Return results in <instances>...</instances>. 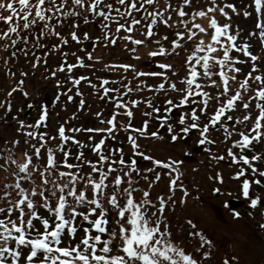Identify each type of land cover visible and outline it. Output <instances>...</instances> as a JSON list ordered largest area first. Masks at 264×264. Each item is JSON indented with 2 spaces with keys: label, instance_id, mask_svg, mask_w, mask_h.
Wrapping results in <instances>:
<instances>
[{
  "label": "snow or ice",
  "instance_id": "1",
  "mask_svg": "<svg viewBox=\"0 0 264 264\" xmlns=\"http://www.w3.org/2000/svg\"><path fill=\"white\" fill-rule=\"evenodd\" d=\"M158 3L159 0H59V3L58 0H18L19 8H17L11 0L7 3L0 0V9H6L11 13V15L0 16V20L8 26L7 30L0 34V40H10V45L6 43L3 46L5 51L9 46L15 48L21 41L27 45L31 30H34L37 25L42 27L38 30L39 35L34 41V47L45 48L40 38L54 35L59 38L60 44L52 45L51 51L60 50L61 45L68 44V38L54 29L57 25L63 28L71 19L73 22L69 26L73 31L69 35L76 43L92 39L86 31L83 33V39H80L78 30L81 20L84 24L95 23L98 20L102 35L95 37V43H103L105 47L115 46L117 40L122 39L133 45V48L127 49L126 46V49L130 53H135L136 46L145 45L152 40L158 35L159 26L163 25L173 32L174 38L169 41L168 35L165 34L153 40L152 42L158 47L157 50L150 51L148 56L168 57L178 54V50L182 48L187 53L183 65L186 71L183 76H180V72L173 68L171 63L164 62L157 63V67L162 71L138 70L136 65L125 63L104 65L105 70L122 69L124 73L131 71L133 79L160 78V82L155 85L137 80L133 87L131 80L127 83L123 82L127 79L126 76H122L120 80L111 81L98 77V85L92 83L88 76L73 77L70 74L76 67L90 68L92 65L85 64L84 58L76 55L75 52L71 53L75 57V63H68L69 53L61 51L63 60L51 71V76L55 77L58 71L63 72L66 67L69 73L68 79L73 86L87 81L98 98L106 99L112 102L116 109L124 110L123 114L128 118V123H120L118 126L119 113L116 111H113L110 118L106 120L101 118L102 112L97 111L94 114L96 118L100 123H106L108 127L66 128L67 122H65L58 127L57 134L50 135L46 131H39L47 117V110L43 106L34 124H27L24 120L13 117L18 124L16 132L25 137L24 144L27 147L21 150V157L17 159L15 150L19 147L20 140L14 138L11 141H0L3 144L0 152L7 153L5 162L0 164V169L8 173V176L4 177L6 182L0 187V202H2L0 205V264H21V261L23 264H208L212 259L214 242L206 234L196 231V225L191 220L187 223L192 231H189L187 235L193 238L195 246L190 250V245L182 241L178 242L174 238L171 221L168 220L165 212L177 203L173 199L177 187L182 192L180 204H184L185 198L189 195L183 183H178L182 177L179 169L182 161L171 157L163 161L141 151L139 143L141 138L162 140L164 137L159 134V130L148 131L147 119L143 121L141 127H133L131 124L134 118L133 109L138 107L141 101L130 99L125 103L120 97L122 94L130 95L142 89L156 93L165 92L166 94L169 90L177 93L178 103H174L171 98L165 100L167 106L164 109L165 113L170 114L173 109L183 108L186 105H190V109L182 111L175 124L170 122L169 115L160 116L161 109L154 106L151 100L144 101L151 111H146L143 115L151 117L153 113H156L159 127H166L172 142L181 138V133L187 136L191 130L199 129L200 145L215 144L209 136L210 126L223 128L227 133L226 138H230L232 132L229 131V126L224 123L222 117L227 121H233V116L227 114L228 110H233L238 101L242 103L243 109L247 110L254 99L258 114L250 129L239 131V139L233 141L232 147L227 149V156L233 163L239 159L251 168L253 174H256L257 168L250 163L249 158L243 154L237 157L233 149L238 148L243 151L248 149L253 141L264 139V75L253 76V73L259 72L255 63L258 57L249 50V43L244 42L238 45V34L232 33L230 23L225 22L221 25L216 19L217 11L226 19L229 17L226 8L233 13L237 12L234 4L227 3L220 6L217 0H210V6L206 9L194 10L189 17L184 6H190L191 0H182V5L175 10L179 19L172 21L171 15L167 12L172 5L167 4L164 9H154L153 6ZM254 4L259 14L262 0H254ZM244 15L247 16L249 13L245 11ZM13 17H16L15 23H13ZM206 17L208 18L207 28L195 22L197 18ZM54 19L55 25L49 23ZM21 20L23 21L22 29L19 23ZM142 21L146 22L143 25L146 31L141 33L144 39H136L132 33L137 26H142ZM112 24H115L114 33L110 27ZM256 29L264 46V21L258 19ZM22 30H30L29 35H21ZM121 31L126 35L119 36ZM198 33L209 36L208 42L205 43V40L200 38L189 50L182 42L185 40L192 42ZM13 34L15 38H12ZM254 35L257 33H249V37ZM164 42H169V47H165ZM233 50L242 52L244 57H250L253 63L251 70L244 76L234 94L229 95V80L235 81L236 76L229 77L228 72L240 73L241 69L235 65L244 62L231 56ZM18 51L27 57L30 49L20 48ZM81 51L86 50L81 49ZM218 52H222V55H217ZM43 55L47 57L49 51H45ZM11 56L16 57V51H13ZM86 57L89 61L94 59L91 52H86ZM132 58L141 59L135 55ZM39 59V56L35 57L36 62L32 63L33 69L37 67ZM95 59L97 62L100 60L99 57ZM20 75L23 77L27 73L21 72ZM217 75L220 83L214 79ZM173 77L177 79L174 80ZM250 81H255L259 87L254 90V96H249L245 101L243 94L249 91ZM56 83L59 86L61 82L57 80ZM117 83L121 84L124 93H121V88L109 86ZM178 83L182 87H178ZM17 84L23 85V80L18 81ZM205 87L215 89L222 87L223 91H217L215 95H212L204 90ZM17 90H19L18 87H13L8 91L7 96L11 97ZM112 92L117 95L111 96ZM23 95L27 96L28 93L25 91ZM76 95L82 97L83 93L77 88ZM221 97L226 99L221 102ZM56 99L59 100V96ZM67 100L72 101L73 96L67 95ZM210 101L217 102L219 106L215 108L208 122L201 126L198 112L206 114ZM6 103L5 111L10 112L11 103L10 101ZM84 104L85 100L81 98L79 107L82 108ZM250 119L251 113L243 115L242 119L236 118L232 126L233 130L235 125ZM176 124L181 126L179 131H176ZM121 130L127 133V142L131 147V155L127 160L124 158L123 147H108L105 150L106 138H101L97 142L93 135H88L86 141H81L75 135L81 132L107 133L108 138L115 139V133ZM57 138L60 141L58 145L49 143ZM69 142L78 148L73 157L76 163L69 162V158L72 157L70 148L67 147ZM86 147L96 155L95 161L85 158L83 149ZM205 150L209 151V149ZM42 152L45 153L44 156ZM57 152L61 153L59 160L56 158ZM137 157L150 162L153 167L141 168ZM211 159L219 162L225 157L213 155ZM259 159H261L259 154L251 156V161ZM41 160H44L43 164L40 163ZM85 167L89 170L85 171ZM156 167L168 170L163 175L169 178V194L167 196L160 194L154 201L150 197V191L141 189L139 181L143 179L151 189L156 182L160 181L162 175L161 172L155 171ZM153 172L154 180H149L148 174ZM244 174V169H241L233 178L239 179ZM258 175L264 177V171H259ZM37 178L40 180L39 184L36 182ZM215 179L222 183V175L219 171ZM254 182L257 185L261 183L259 179ZM214 191L219 190L214 189ZM137 192H142L139 200L135 198ZM241 194L246 199L250 198L249 179H243ZM258 203H264V201H261L258 196L250 198L251 208L255 209ZM41 210L46 211L47 215H42ZM233 214L236 217L240 215L239 212ZM259 228L264 230V223H260ZM81 229L83 235L77 241L76 234ZM65 235L68 237L66 246ZM213 264H239V261L235 255H225L222 260H214Z\"/></svg>",
  "mask_w": 264,
  "mask_h": 264
},
{
  "label": "trees",
  "instance_id": "2",
  "mask_svg": "<svg viewBox=\"0 0 264 264\" xmlns=\"http://www.w3.org/2000/svg\"><path fill=\"white\" fill-rule=\"evenodd\" d=\"M229 3H232L235 5L237 12L238 13H233L230 9H225L228 13H229V17L226 19L225 17L221 16L220 13L217 11L215 13L216 19L218 20V22L222 25L225 22L230 23L231 25V31L233 34H238V41L237 44L240 45L244 42H247L248 38L247 36L245 37H241L240 36V32H242V28L238 25L241 22H243L244 24H247L249 22V24H252V27H250L248 29V31L250 32H256L257 35V39L255 44H251V47H254L255 45L258 46L257 43L261 44V41L259 39L258 36V30L256 29V25L258 23V19L260 21H264V0H262V4H261V12L258 14L255 10V4H254V0H249L250 3V9H247V5L243 0H228ZM208 4H204L200 7H196L194 8V10H196V8L198 10L201 9H206L208 6H210V0H207ZM218 2V0H217ZM226 0H220L219 4L221 6H224L222 4H227ZM59 3V0H58ZM167 4H171L172 8L171 9H167L168 14L171 15L172 17V21H177L179 19V17H177V15L175 14V10L178 9L179 6L182 5V0H159V3L154 5L153 8H161L164 9L166 7ZM198 4V3H197ZM147 7V6H146ZM184 10L186 11V13L189 14V17L191 15L192 12H190L187 8V6H184ZM193 10V11H194ZM245 10H247V12L249 13V15L245 16L244 12ZM5 15H11V13H9L7 10H4V12L1 14L0 16H5ZM142 15V14H141ZM16 22V17H13V23ZM72 20L69 19L66 23L65 26L63 28L59 27L58 25L55 27V31L56 32H60L61 35L67 36L68 38V44L67 45H61V49L57 50V51H51V47L52 45H58L60 44V40L58 37L52 35V36H48L46 35L45 37L40 38V42L41 44H44L46 47L45 48H36L34 47V41L37 38V36L39 35V28L42 27V25H37L35 27L34 30H31V34L29 36V41L28 44L25 45L22 41L18 42L17 45L15 46V48L9 46L7 48V51H5L4 49V45L7 43L10 45V40L9 41H5V40H0V141H11L14 138H18L20 140V144L19 147L15 150V156L17 159H20L21 157V150L26 148L27 145L24 144V139L25 137L22 134H19L16 132V129L18 127L17 124V120H24L27 124H34L35 121L38 119L39 114L41 112V108L37 107V104H39V102H35V98L32 97V91L28 90L27 88V81L29 79H38V86L37 89L40 92H44L45 89L47 91H49L50 89H53V94H52V99L48 102L47 106L44 107L47 110V117H46V122H44V124L39 128L40 132H47L50 135H55L57 134V129L61 124H65V122H67L65 124L66 128H71V127H75L74 122H77L78 124L82 125L84 122H81L82 118L85 119L86 122L90 123L92 122L89 119L90 115H94L97 111H101L102 115L104 116V118L102 119H107L110 118L111 113L113 111H116L119 113V115L117 116V124L119 126L120 123H128V118L123 114L124 110L123 109H116L114 104L108 100H102L100 98H98L97 95H95L93 93V89L88 85L87 81H82L80 85L78 86H73L71 81H69L68 76L69 73H67L66 67H65V71L60 72L58 71L55 77L51 76V71L55 68H57L62 60L63 57L61 55V51L63 52H67L69 53V55L67 56V62L68 63H75V57L73 55H71L72 52H75L76 55L84 58L85 64H91L92 67H76L73 72L70 74L73 77H79L81 75L84 76H88L89 79L92 81V83L95 84H99L98 81V77L99 78H107L110 81L111 80H120V78L122 76H126L127 79L124 80V83H127L128 80H131L133 83V79L131 77H129V72L124 73L123 70H118L116 72H114L113 70H104L102 68H99L98 65H94V59L92 61L87 60L86 57V52L89 51H93L95 52V50L98 49L99 45H103V43H95V37H99L102 35L101 31L100 33H95L93 34L94 36L91 35V33H89L90 37L92 39H90L89 41H83V43H76L74 41L71 40L70 38V33L71 31H73V29L69 26L72 24ZM197 23H199V21L196 19ZM20 25H21V29H22V24L23 21H19ZM49 23L55 25L56 21L55 19L50 21ZM82 23L83 21L81 20L80 22V27L78 30V35L80 36V39H83V33L86 31V28L83 27L82 29ZM97 24H99L98 20L95 22ZM94 24V23H91ZM146 24V22H145ZM84 25V24H83ZM7 25L0 20V34H2L4 31L7 30ZM29 31L30 30H22L21 31V35H29ZM162 34H167L169 36V40H171L173 37V32L170 31L168 28L164 27L163 25L159 26L158 28V32H160ZM87 32V31H86ZM200 34H197V37ZM204 35V34H202ZM205 37H209L207 35H204ZM197 37L194 38V40L192 42H187L186 40L183 41L182 43H184L185 47L188 48L189 50H191L194 47L195 44V40L197 39ZM12 38H15V35H12ZM210 38V37H209ZM119 41L117 40V43L115 46H112V48H116L117 46H119ZM165 45H168L166 42H164ZM91 47V48H90ZM20 48H26V49H30L29 54L27 57H25L20 51H18V49ZM90 48V49H89ZM81 49H85L86 51H81ZM250 50V49H249ZM13 51H16V57H12L11 53ZM45 51H49V55L47 57H45L43 55V53ZM253 55H256L257 52H251ZM186 52L184 51V49H179L178 50V54L176 55H171L170 57H185L186 59ZM264 54V52H263ZM217 55H222V52H218ZM39 56V62L37 64V67L35 69H33L32 67V63L36 62L35 61V57ZM231 56L233 58H238L241 61H244L246 59L245 64L240 68L241 72L240 73H232V72H228L229 77L235 75L236 76V80L232 81L231 79L229 80V87H230V93L234 94L235 90L239 87L240 82L243 80L244 76L247 75V73L251 70V65H252V61L250 59V57H244L243 53H238L235 50H233L231 52ZM264 56V55H263ZM159 59L163 56H158ZM45 60L47 61V63L45 64ZM175 60V59H174ZM7 61V62H6ZM106 64H110V63H117L114 59H110V60H105ZM256 63V62H255ZM128 64V63H125ZM236 67L237 64L235 65ZM257 67L259 68V72H255L253 73V76L257 75V74H262L264 75V70H262L261 66L257 64ZM21 72L27 73L26 76H21ZM121 72V74H119ZM217 72H219V68L217 67ZM214 79H217V82L220 83L218 75L214 77ZM23 80V85H18L17 82ZM60 80V85L58 86L56 81ZM160 82V81H159ZM156 82V83H159ZM41 83L43 84L41 86ZM112 88H121V84L117 83V84H110L109 85ZM133 86V84H132ZM13 87H18L19 90L15 91L11 97L7 96V93L9 90H11ZM135 87V86H133ZM259 85L255 82V81H250V89L247 93H244V100L247 101L249 96H254V90L256 88H258ZM79 89V91L81 93H83V96H77L76 95V89ZM69 89H71V91L69 92ZM205 91H209L212 95L216 94L217 91H223V88L221 87L220 89H215V88H211V87H205L204 89ZM27 92L28 95L24 96L23 92ZM121 93H124V89L121 88ZM139 92H132L130 95L129 94H122L121 95V99L127 103L130 99H138L141 101V103L139 104L138 107L133 109L134 112V118L131 120V124L133 127L139 128L142 126L143 121L145 119H147L149 121L148 124V131L152 132V131H157L159 130V134L161 136H163L164 138L162 140H166L168 143H171V139L169 134L166 131V127L165 128H160L159 127V120L156 119V113H153V115L151 117H146L143 115L144 112L146 111H151L150 108L147 107V105L144 103L145 100H151L154 106H158L161 111L159 113L160 116H165V115H169L170 117V122L172 123H176V121L178 120V118L176 117L175 119L177 120H173L172 116H170V114H166L164 109L165 107H167L165 105V101L162 100V92H154L151 93L150 96H148V94H144L142 96H140L138 94ZM41 94V93H40ZM72 95L73 96V100L72 101H68L67 100V95ZM111 96H116L117 94L115 92L110 93ZM39 96V95H38ZM59 96V100L56 99V97ZM16 97L25 99V101L27 103H30L31 100L32 103H34V108L35 110H33L32 113H28V114H24L22 111H20V107L17 106V99ZM83 98L85 100V104L83 105L82 108L79 107V101L80 99ZM170 98L174 101V103H178V94L177 93H173L171 92ZM226 99V97H221V102H223ZM15 100V101H14ZM6 101H10L11 103V111H5L6 107H7V103ZM41 101V99H40ZM255 100L253 99V101L250 103L249 109L245 110L242 107V103L241 102H236L235 103V108L233 110H228L227 114H231L233 116V121L236 120V118L238 117H242L243 115L249 114L251 113V119L247 122H244L242 124L237 125V133H236V137L239 139V131L244 130L247 131L248 129L251 128L254 120H255V116L258 114V110L255 109ZM185 107V106H184ZM181 112L185 111V108H180ZM174 110V109H173ZM187 111V110H186ZM75 114V115H73ZM198 115H200V113L198 112ZM17 117V120H14L13 117ZM96 120L97 118L94 117ZM207 121H205L204 118L201 117L200 115V124L201 126L203 125V123H206ZM103 127L106 128L108 127L106 125V123H102ZM10 125V127L13 126V133L10 134L9 132L5 133L4 129H6V126ZM91 127L94 128V125L89 124ZM181 126L176 124V131H179V128ZM236 129V126H235ZM234 129V130H235ZM129 131H131V129H129ZM211 131V128H210ZM212 131L209 133V136H211ZM215 133H218L220 135H223L221 132V128L218 127V130H215ZM69 134V133H66ZM77 139L81 140V141H86L87 140V136L88 135H80L79 133L75 134ZM184 137V135L181 133V138ZM101 138H106V146H105V150H107L108 147H112V148H119V147H123L124 153H125V159L127 160L129 158V156L131 155V147L127 142V133L123 130L116 132L115 133V139H111L107 137V133H100L99 136L95 137V141H99V139ZM181 138H179L178 140H180ZM211 138V137H210ZM212 139V138H211ZM161 141L159 139H143L141 138L139 140V143L141 144V151H143L145 154H150L152 155L154 158L157 159H161L158 156H156L154 154V152H152V150L146 145H148L149 141ZM177 140V141H178ZM33 143H36V141H33ZM50 144H54V145H58L60 143L59 139L57 138L56 140L53 141H49ZM261 144H259L258 141H253L251 146L248 149H245L246 151H249L250 154L247 156L249 158H251L252 155L255 154H259L261 156V154L263 155L264 153H259V147ZM262 145H264V143H262ZM0 147H3V144L0 143ZM67 147L70 148V151L72 153V157L69 158V162L72 163H76V161L74 160V155L76 154V152L78 151V148L76 145H72L71 142H69V144L67 145ZM237 148H234V150ZM84 156L87 159L93 160L95 161L97 159L96 155L93 154L90 150V148H84ZM261 152V150H260ZM7 153L6 151L4 152H0V164H3L5 162V157H6ZM45 153L42 152V156H44ZM56 158L57 160H59L61 158V153L57 152L56 154ZM139 164L141 163H145V166H152L150 164V162L147 161H143L142 158L137 157ZM163 161H167L166 159H161ZM257 161H260L257 160ZM256 162V161H254ZM41 164L44 163V160H41L40 162ZM43 170V169H41ZM89 169L87 167H85V171H88ZM149 175V174H148ZM8 176V173L3 171V169H0V187L3 186V184L6 182L4 177ZM155 175H153L152 173H150L149 178H153ZM14 179V178H13ZM36 182L39 184L40 180L39 178H37ZM144 180L141 179L139 181V185L141 187V189L146 190L144 187H142ZM264 191V188H263ZM165 196H167L168 194L166 193H162ZM160 195V194H159ZM142 196V192H137L135 193V198L137 200H139ZM158 195H154L153 197H151L154 201L156 199ZM0 205H2V202H0ZM168 212V211H167ZM41 214L42 215H47L46 211L41 210ZM166 217L168 218V220L171 221V231L173 232V236L174 238L178 241V242H184L186 244H191L190 246V250L191 247L195 246V241L193 240V238L188 237V232L192 231L191 226L187 223L188 220L184 219V220H179L178 222L174 220V212H172L171 214H168L165 212ZM173 219V220H172ZM79 222V221H78ZM38 223V222H37ZM39 226V225H38ZM109 227L111 228V224L109 225ZM42 230V228H41ZM196 231H200L197 228L195 229ZM203 233V232H202ZM204 234V233H203ZM83 232L82 229L80 231L77 232L76 234V240L78 241L80 238H82ZM207 236V235H206ZM208 237V236H207ZM198 239V238H196ZM67 240L68 237L65 235L64 237V242H65V246L67 244ZM219 256V254H218ZM223 256H220L219 258L215 256V249L213 252V257L212 259L209 260L208 264H213L214 260H222ZM21 264H23V261H21Z\"/></svg>",
  "mask_w": 264,
  "mask_h": 264
},
{
  "label": "rangeland",
  "instance_id": "3",
  "mask_svg": "<svg viewBox=\"0 0 264 264\" xmlns=\"http://www.w3.org/2000/svg\"><path fill=\"white\" fill-rule=\"evenodd\" d=\"M219 1L220 0H218L217 2L218 4ZM226 1V3H229L228 0ZM243 1L246 3L247 9H250L249 0ZM3 2L7 3L9 2V0H3ZM11 2H13L15 7L19 8L18 0H11ZM204 4H208L207 0H191L190 6H187V8L190 12H193L196 5L197 7H200ZM222 5H225V3ZM4 10L6 9H0V13H3ZM196 10L198 9L196 8ZM197 20L202 26L207 28V17L197 18ZM83 24L84 23H82V29L83 27H85L86 31L91 33L92 36H94L93 34L95 33H100V29L98 27L99 24ZM143 25H145V21H142V26H137L136 30H134V32L132 33L134 38L144 39V36L141 33L143 31H146V27H144ZM238 25L241 28L245 27L246 29L252 27V24L250 25L249 22L247 24L241 22ZM110 27L112 29V32L114 33L115 24L110 25ZM124 35H126V33L123 31L119 33V36L121 37ZM162 35L164 34H162L160 31L158 32L157 36L153 37L152 40H149L145 45L136 46L135 53H130L127 50L133 48V45L130 42L124 41L122 39H118L120 43L116 48H112L111 45L107 47H105L104 45H99L98 49L95 50V52H89H91L93 55L94 65H98L99 68H102L104 70V65L106 64L105 60L108 61L110 59H114L117 63H128L136 65L138 70L144 71H162L157 67V63L164 62L171 63L173 65V68L177 69L180 72V76L185 75L186 69L183 67L185 57L174 58L168 56L161 57L159 59V57L152 58L148 56V53L150 51L157 50L158 47L152 41ZM243 35L247 36V38L252 41V44H255L256 40H258L256 35L249 37V31L244 32ZM200 38H203L205 40V43H207L209 40V37H205L204 35L200 34L195 40V43H197ZM166 43L168 45H165V47H169V42ZM262 49L264 50V47H262ZM262 49H257L256 56L258 57V63L260 64L262 70H264V51ZM250 50H252V47L250 48ZM134 55L141 57V59L136 60L132 58ZM96 57L100 58L99 62L96 61ZM241 65V63L237 64L239 68H241ZM113 71L116 72L118 70ZM119 74H121V72ZM129 77L133 79V73L131 71H129ZM173 79L176 80L177 78L173 77ZM137 80H143L149 85H155L157 84L156 82L160 81V78L140 77L137 79H133V86L136 85ZM38 81V79L34 78L29 79L27 81V88L28 90L32 91V97L35 99L37 98L35 100V102H39V104H37V107H46L48 102L53 97V89H50L49 91L45 89L44 92L38 91ZM42 85L43 84L41 83V86ZM178 87H182V85L178 83ZM151 93L154 92L149 91L148 89H142L138 94L140 96L144 94H148V96H150ZM170 95V90L167 91L166 94L165 92H162V100L165 101L166 99L170 98ZM16 99L18 101L17 106L20 107V111H22L24 114L32 113L33 110H35L33 106L34 103H32L33 100L29 99L31 102L27 103L25 99L19 97H16ZM29 105H32V107H29ZM218 106L219 104H217V102L210 101L206 114H200L201 117L208 122V120L211 118V115L214 114L215 108ZM183 108L188 111L190 109V105H186ZM180 113L181 109L177 108L170 113V116H172L173 120H177L175 118H178ZM94 117L96 116H89V119L92 121L90 123L86 122L84 118H82L81 120V122H84L82 125L74 122L75 127L93 128L89 125L91 124L94 125V128H104L102 126L103 124L100 123L98 119L96 120ZM101 118H104V116L102 115ZM239 118L242 119V117ZM222 120H224V123L229 126V131L232 132L230 140L226 138L227 133L223 130V128H221V132L223 135H220L218 133H215V130H218V127L210 126L212 131L210 137L215 141V144L213 145L198 144V141L200 139L199 129H193L187 136L182 137L178 141L171 143H168L166 140L149 141L146 147L148 146L152 150V152H154V154L161 159L167 160L169 157H171L174 160L182 161V163L179 165L182 177L178 183H183L189 195L185 198L186 202L184 204H180L179 201L182 197V192L179 187H177L173 196V199H175L177 203L174 206L168 208L166 210V213L171 214L172 212H174V220L177 222L184 219L191 220L192 223L196 225V228L198 230L212 239L215 245L214 249L216 257L219 258L223 255H235L236 257H238L239 264H264V230H261L259 228V224L264 223V215H262V213H264V203H258V206L255 209L251 208L249 203L250 198H255L257 196L260 197L261 201H264V177H260L258 175L259 171H264V154H261V159L260 161H258V163L251 161V158L248 157L250 163L257 168L256 174H253L251 172V168L248 165H244L243 162L239 159H237L236 163H233L231 158L227 156V149L229 147H232L230 145V141L237 138V125H235L236 129L233 130L232 126L234 125L235 121H227L223 117ZM4 132H9L10 134H12L13 126H6ZM79 134L82 136L93 135L94 137L100 135L96 133L84 132H81ZM258 142L259 144H261V147H259L261 152L259 150V153H262V151H264V145H262V143H264V139H261ZM205 149H209V151H206ZM233 152L237 155V157H239L240 154L247 156L250 154L249 151H241L238 148L235 150L233 149ZM213 155H223L225 159L217 162L211 159ZM140 167L145 168L153 166H145V163H141ZM217 169H220L221 171V184H219L215 179ZM241 169H244V176L240 177L239 179H234L233 177L235 173H237ZM155 171L162 173L160 181L156 182L151 189L148 188L147 182L144 181L142 187L150 191V197L162 193L169 194V178L166 175H163V173L167 172L168 170L156 167ZM152 174L155 175L154 172ZM209 177H212V179H209ZM254 178L259 179L261 183L259 185L254 184ZM243 179H249L250 181V198L247 199L248 203L245 206L235 211L240 213V215L236 217L233 214L234 212L230 213L224 208L223 204L228 198L232 196L237 195V197H243L241 194V185ZM149 180H154V177L149 178ZM214 188H219L220 190H222V195L213 198L211 196V191ZM189 245L191 246V244Z\"/></svg>",
  "mask_w": 264,
  "mask_h": 264
},
{
  "label": "water",
  "instance_id": "4",
  "mask_svg": "<svg viewBox=\"0 0 264 264\" xmlns=\"http://www.w3.org/2000/svg\"><path fill=\"white\" fill-rule=\"evenodd\" d=\"M232 144V143H231ZM220 172V171H219ZM220 191H213L212 196L216 197L220 194ZM244 204V200H239V199H234V198H230L226 201V203L224 204L226 208H228L229 210L233 211L235 208L241 206Z\"/></svg>",
  "mask_w": 264,
  "mask_h": 264
}]
</instances>
